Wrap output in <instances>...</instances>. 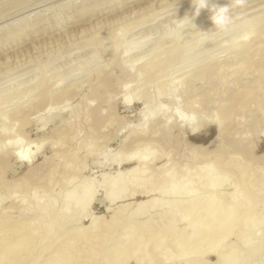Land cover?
<instances>
[{
  "label": "rangeland",
  "instance_id": "1",
  "mask_svg": "<svg viewBox=\"0 0 264 264\" xmlns=\"http://www.w3.org/2000/svg\"><path fill=\"white\" fill-rule=\"evenodd\" d=\"M0 1L8 2V0ZM24 1L26 0H17L6 7L10 8ZM223 5L227 6L226 23L223 26H217L212 23L210 18L213 17L214 13L217 11V6ZM6 7L0 10V12L7 9ZM263 7L264 0H242V2H240V0H32L21 7L19 6L14 10H10V12H7L9 15L7 13L4 14L5 16L1 15L0 220H2V222H8L9 224L11 221L13 225L15 222L17 223L19 217V221L24 224L25 231L37 237H34L30 241L28 240L24 246H21L22 249L19 250L18 248L19 251H15L16 258L14 259L6 254L0 255V264H68L69 259L75 261L76 263L74 262V264H143V262L144 264H186V259L172 258L173 261L171 258L169 259L165 256L162 258L163 254H159L161 251H159V253L156 251L155 253L157 254L153 253L154 255H151L153 257L151 259L149 258L148 262L139 261L141 257L143 258L142 252H140V255L139 252L136 251V248H134L136 246L134 242L136 241L138 231L142 228L141 226H146L148 220L152 222L148 221V228L158 226L159 223H153L159 222L157 214H160L159 217L161 218V213H165L167 210L166 206V208L162 210V207L160 208L158 205H155V207L148 209L149 212L146 209V214L144 213L145 210L139 212L140 208H144L147 205V200L156 198L159 201H157L158 204H160L161 199H163L161 196H158V194L153 192L150 193L153 189L152 183H146L147 185L145 184L142 187L135 185L128 187L126 193H124L121 198H107V191L110 189L108 183L111 177L115 176L117 172H124L132 169L135 166L134 163L137 161L136 157L144 153L142 152V147L143 144L146 143L149 145L148 151H146L148 152L146 161L149 171L142 176V179L147 180L150 174L159 175L158 172L161 173L163 170L169 169V167H173V169L178 172L184 164L187 165L188 168L192 166L189 170L191 174V171L195 173L194 169L196 166H203L204 164L207 166L200 171V175L195 178V180L205 183L209 178L217 179L220 182L214 189V192L227 196L234 191L232 185L235 186L236 182L240 180L238 174L239 167L244 166L247 171L249 169L248 173L246 171L247 176H249L250 173L253 174V176L259 173L260 176L262 175L261 177L256 176L257 178L254 176V178L256 179V186L259 187L260 185V188L264 191V183L263 185H261V183L258 184L261 182L260 180L262 178L264 180V88H262L264 87V67L263 69L255 68L253 61L249 62L248 60H244L242 57L240 58L241 55L233 62H229L236 54L235 51L241 47V42L242 47L240 49H253L257 45L259 36V34H256L257 32H254L245 40V37H243L245 34L243 33L247 31L248 27H243L244 30L241 27L242 29L239 28L240 30L238 29V31L236 27H238V23L240 24L246 19L263 14ZM22 8L23 10H20ZM199 8L202 10H199ZM263 16L264 15H261L260 17L264 19ZM194 23L199 25H195ZM177 24H179V26H177ZM190 24L191 26H189ZM139 25L141 27H139ZM180 26H182V28ZM176 30L178 32H176ZM175 37L179 38H176L177 41L184 38V41L182 40V42H180L183 43L184 46H181L184 48L182 49L181 47V52H179V47V51L176 49V52L179 53L175 54L173 50L172 52L174 54H171V47H169V44L172 42V46L176 45L177 42ZM256 37L257 41L255 40ZM112 38L114 39L112 40ZM243 38L245 42L242 41ZM197 42L199 46H197ZM135 43L140 47L136 48L137 50H132L133 52H127V50L132 47V44L136 45ZM232 43L235 45L233 46ZM193 44L195 45L194 47ZM113 45L117 47L115 48L114 46L113 48ZM246 45L249 47H245ZM166 47L169 48L170 54L166 52L169 55L168 58H164L167 54L163 52L164 64L162 63L160 68H155L157 71L154 69L155 71L151 72V74L155 72V74L152 75L153 77L145 74L142 76V80L139 79V77L135 82L133 79L137 73L139 75L140 71L136 72V70H140L138 64L141 63L140 60L142 56H144V58L148 56V58L147 60H142V62L145 63H141V66L150 62L153 55L155 56V58L153 56V60H155H152V62L156 63L158 60L156 56L157 53H159L158 50L160 48L167 49ZM111 48L114 50L117 49L114 51L115 53ZM109 50L113 52V54H109ZM152 50H157L158 52L154 54L155 51L153 52ZM182 50H185V52ZM149 51L153 54L152 56H149L151 55ZM161 51L162 50H160V52ZM161 54H158L161 59L160 61H162ZM231 54L234 55L231 56ZM138 59H140L139 62H137ZM212 59L213 61H210ZM239 59H242V61ZM216 61H219L218 63L220 65ZM235 61H238V64L235 63V65ZM241 63H244V65ZM211 64H214L212 65L213 67L210 66ZM206 65L209 66L207 67ZM253 67L257 70L252 71ZM236 68H239V70ZM249 68H251V70ZM159 69L160 71H158ZM214 69H217V71ZM198 70H202L203 73L201 71L199 73ZM209 71L211 72L212 78H210ZM261 71L263 72L261 73ZM250 72L256 73L253 74ZM208 73L209 75L206 76L205 79V75ZM260 73L263 77L259 76ZM107 74H110L112 77L114 76L113 74H115L116 77H111L112 79H108V76H106L107 80L111 82L115 79L112 82L113 87L116 85L114 88L111 86V82L104 78ZM192 74L201 77L198 78V76H196V78L194 76L195 78H192ZM202 74H204V76ZM131 76L133 77L131 78ZM189 76L194 80H190ZM258 76L259 78L262 77L263 81L259 79ZM202 77L204 80L201 79L202 83H199L198 79ZM43 79H45L44 81L47 80V83L44 82L47 85L45 86L44 84L45 87L43 86L40 88L42 92L40 89L38 90L37 87ZM99 79L102 80L101 84L103 87L104 85L107 87L110 85L113 88V90L111 88L112 92L104 94L99 92L101 97L96 95V92L92 90L93 88L91 87H94L98 81H100ZM103 80L107 83H102L104 82ZM179 80L182 81L180 82ZM205 80L212 81L206 83ZM260 81L263 83L262 86L259 85ZM36 82L37 84H35ZM57 82L59 84H57ZM119 83H121V85ZM125 83L128 85L125 86L126 90L123 86ZM203 83L204 85H202ZM255 83H258L257 85L261 88H258ZM190 84L197 92L200 87H202V89H200L198 93L192 92L193 89L189 88L191 87ZM33 85L36 87L35 90ZM99 85L100 82L95 87H100ZM182 85L183 87H181ZM193 85H195V87ZM196 87H198V89ZM255 88H257V90L260 89V91H257ZM164 89H170L171 92L168 93L169 95H167V97H159V92H163L162 90ZM36 90L38 92L41 91L43 94L41 92L37 94L38 92H36ZM240 90L243 91V93ZM54 91L55 93H53ZM127 91H133L132 93L135 95V98L128 106H125L122 101ZM248 91L255 93L256 98H253L254 94L248 99V95H246L245 98L244 93H248ZM61 92L63 93L61 94ZM122 92L124 94H122ZM59 94H61V96H59ZM63 94H65V96L68 94L66 97L68 99H66ZM145 94L146 96L143 98ZM236 94L240 96L239 100L236 98ZM35 95H37V97H34ZM41 95L44 100L39 102L42 97ZM52 95H54L55 102H57L55 100L56 98L61 99L62 97L63 99L58 100V102L60 101L62 104L60 105L59 103L58 105V102H53ZM176 95L179 97H176ZM107 96H109L110 99H108ZM241 96H244L246 100H240ZM45 97L48 98V102H45ZM148 97L149 99L151 98V102L149 103L150 113L153 114L157 107H161L158 115L153 119L151 118L152 120H149L146 122L147 124L143 125L144 123L138 112L141 111ZM193 100L197 102L193 103ZM240 101H243V103L241 106H237V103H240ZM261 101H263V103H261ZM51 102L53 105H57L56 108L53 105L50 106V104H52ZM190 102L193 103L194 106H191L192 104H190ZM212 102L215 103L212 104ZM46 103L47 106L45 107ZM228 105L229 107L227 108ZM95 109L99 111L100 113L98 112V114L102 116L100 115L98 118L99 115H96L97 111ZM48 112L52 113L49 115ZM194 113L197 115L199 114L200 116H198L204 120H208L214 113L217 114L215 116L213 115L211 119L208 120L209 122L204 125L201 132L191 135L185 131L184 127L178 126V119L179 117L181 118V115L190 118ZM170 114V121L165 123V118L169 117ZM95 115L97 117H95ZM184 116V119H188ZM192 119L190 118L188 119L189 121L185 122H190ZM97 122L100 125H98ZM173 124L177 127H174ZM230 126L233 128L231 129ZM4 127H6V129ZM7 127H9V130H7ZM95 127L97 130H95ZM2 128L4 130H2ZM1 131H10L5 134L10 139L22 138L23 145L30 143L25 152L33 155L31 163L27 164L25 162H20L14 158L13 146L9 145L7 143L8 141H4L6 136L3 135L4 133ZM4 136L5 138H3ZM139 137H143L144 139H141L145 142L143 140V142L140 141L141 139ZM147 138L152 139L147 140ZM229 140L232 141L230 142ZM83 142L84 145H81V147L80 144H83ZM231 143L233 146H231ZM37 144L39 149L38 152L35 153L38 147ZM140 144L141 146H139ZM244 145L247 147H243ZM234 147L236 150L232 149V151L235 150V152H232L229 148ZM196 148H198V150L199 148L202 149L201 151H203V153L200 151V155V152L195 150ZM1 150L4 151V153L1 152ZM135 151H137L136 154L138 153L133 157L135 162H132L134 161L133 159L130 160L131 162H125V164H120L119 166L115 163L118 157V159H122L123 156ZM150 151L153 152L150 154L152 156H149ZM190 151L195 153H192L194 158L195 155H199L204 159H200L202 163L195 164L197 159L192 158ZM246 151L248 153H246ZM222 156L228 158L226 159ZM245 156L247 158H245ZM220 159H222L223 162ZM184 160H186V162ZM249 160H252V165L247 164H251ZM174 163L179 164L180 168L178 169V165H175V167ZM243 163L245 165H243ZM209 164L216 165L218 169H214L213 166ZM246 164L249 167H247ZM155 167L158 170H156ZM232 168L235 170L233 171ZM212 169L214 172L211 176H208L207 174H209V172L211 173ZM253 169L259 170L253 172ZM152 170H156L157 172ZM236 172H238V177ZM193 173L191 174L192 178L194 177ZM153 184L155 186L156 183L153 182ZM89 185H91V190L87 195L86 193L84 195H78L82 190L86 191L87 189L85 188ZM194 187V189H199L197 185ZM192 196L193 195H190V198ZM190 198L188 199L191 200ZM86 199H88V203L87 206L84 207ZM204 199H207V196H205ZM159 209L162 211H159ZM21 217L23 219L26 218V220L21 219ZM34 217L38 219L35 220L34 223L30 222ZM113 219H115L117 223ZM257 220L255 227L251 230L253 234L252 238H254L253 241L255 240V243L259 244L253 243L254 245H249H251V249L253 246H258L257 251H260L259 253L257 252L258 254H255L256 252L253 253V251L256 250L254 248L255 250L253 249L252 256L249 253L251 252V249L248 247L249 245L244 248L242 247L243 244L240 245L237 243L238 239L235 241L234 238L239 234L238 230L234 238L230 236L225 240L221 246H225V249L219 248L222 249L219 253L223 255L227 254L230 248L233 247V250L237 249L240 253L238 257L240 264H247L243 262L248 261V264H264V219L262 217L259 218L258 221ZM90 224H94L91 229ZM104 226L108 227L104 229ZM179 226L182 227V225ZM148 230L146 231L148 232ZM125 232L128 234H124ZM99 234H102V236H99ZM123 234L127 235V238L124 237ZM13 235L15 234L10 235V241L12 243L14 242L12 238L16 237H13ZM109 236H112L111 238L114 240ZM97 237H99V240ZM101 237L107 238H105L106 240L104 239L103 242V238L100 239ZM133 237L135 238L133 239ZM108 238L109 240H107ZM125 238L126 240H124ZM132 242L133 246L131 245ZM97 245L98 247L94 249ZM171 246L170 244L168 246L170 252L175 251L172 253L177 254V250L174 249L175 246ZM86 247H88V249ZM152 247V245H148V248L152 249ZM98 249H102V251H97ZM91 250L94 252H91ZM132 251H134V253ZM245 251H248L249 254L247 252L245 253ZM88 252L94 255L92 254V256L91 253L89 254ZM96 252L99 255L96 254ZM136 252L140 256L138 254V256L134 255ZM125 253L127 254L125 255ZM87 254L90 256L88 255V257ZM165 258L170 262L165 260ZM145 259L147 258H144V260ZM201 260L202 262L204 261V264H214L216 255L206 254Z\"/></svg>",
  "mask_w": 264,
  "mask_h": 264
},
{
  "label": "bare ground",
  "instance_id": "2",
  "mask_svg": "<svg viewBox=\"0 0 264 264\" xmlns=\"http://www.w3.org/2000/svg\"><path fill=\"white\" fill-rule=\"evenodd\" d=\"M15 1H17V0H12V1H9L8 0V2H1L0 3V10H2V9H4L6 6H8V5H10V4H12V3H14ZM30 1H32V0H26V1H24V2H21L20 4H17V5H15V6H12V7H10V8H7V9H5V10H3V11H1L0 12V16L1 15H4V14H6L7 12H10V10H14L15 8H17V7H21L22 5H24V4H26V3H28V2H30ZM230 1V0H229ZM239 1V0H238ZM40 2V1H39ZM111 2V1H110ZM234 2V1H233ZM38 3V2H37ZM214 3V2H213ZM194 4V3H193ZM235 4V3H234ZM32 5V4H31ZM34 5H35V3H34ZM30 6V5H29ZM28 6V7H29ZM244 6V5H243ZM202 8V7H201ZM201 8H199V10H202ZM264 8V7H263ZM26 9V8H25ZM20 10H23V8L22 9H20ZM137 10V9H136ZM19 11V10H18ZM13 12V11H12ZM15 12V11H14ZM20 12V11H19ZM95 13V12H94ZM93 13V14H94ZM100 13V12H99ZM261 13V12H260ZM8 14V13H7ZM12 14V13H11ZM9 15V14H8ZM86 15V14H85ZM91 15V14H90ZM240 15V14H239ZM261 15H264V13L263 14H261ZM260 15V16H261ZM5 16V15H4ZM212 16V15H211ZM259 16V15H258ZM258 16H253V17H251V18H249V19H246L245 21H242L240 24L238 23V27H236V30L238 31V29L239 28H246V27H248L247 28V31L245 32V33H243V34H245L243 37H245V40H247L246 38H249V36L251 35V34H253L254 32H257L256 34H259V36H258V42H257V45L253 48V49H240L241 47H242V45H241V43H240V48H238V50H236L235 51V55H234V57L232 58V60L230 59L231 58V56H233L232 54H231V56H230V60L231 61H229V62H233L234 60H236L237 58H238V56L239 55H241L240 56V58L242 57L244 60H248L249 62L250 61H253L254 62V67L256 68L257 67V69H263V67H264V19L263 18H261L260 16L258 17ZM7 17V16H6ZM238 17V16H237ZM264 17V16H263ZM5 18V17H4ZM156 18V17H155ZM233 18V17H232ZM235 18V17H234ZM158 20V19H157ZM151 21V20H150ZM143 23H145V22H143ZM250 23V24H249ZM195 24V23H194ZM248 24V25H247ZM61 25V24H60ZM141 25V24H140ZM139 25V27H141ZM188 25V24H187ZM193 25V24H192ZM195 25H199V24H195ZM177 26H179V24H177ZM189 26H191V24L189 25ZM134 27V26H133ZM181 28H182V26H180ZM180 27H179V29H180ZM128 28V27H127ZM241 28V29H242ZM244 28H243V30H244ZM133 29V28H132ZM179 29H178V31H179ZM235 29V28H234ZM128 30V29H127ZM181 30V29H180ZM236 30H234V31H236ZM240 30V29H239ZM246 30V29H245ZM177 30H176V32H178ZM258 31H259V33H258ZM5 32V31H4ZM126 32H129V31H126ZM24 33V32H23ZM124 33V32H123ZM237 33V32H236ZM3 34V33H2ZM122 34V33H121ZM120 34V35H121ZM177 34V33H176ZM256 34H254V35H256ZM124 35H125V33H124ZM121 36H123V35H121ZM120 36V37H121ZM169 37V36H168ZM116 38V37H115ZM134 38V37H133ZM177 37H175V39H176ZM114 38H112V40H113ZM117 39V38H116ZM132 39V38H131ZM177 39H179V38H177ZM177 39H176V45H174V46H172L171 45V43L169 44V47H171V50H170V53L172 54L173 52H175V54L176 53H179V52H181V45H183V43H180V42H182V40L184 39H181V40H178L177 41ZM257 39V37L255 38V40ZM245 40H244V38H243V40L242 41H244L245 42ZM249 40V39H248ZM255 40H252V41H255ZM8 41V40H7ZM106 41V40H105ZM147 41V40H146ZM174 41V40H173ZM184 41V40H183ZM257 41V40H256ZM255 41V42H256ZM199 42V41H198ZM197 42V43H198ZM250 42V41H249ZM248 42V43H249ZM133 43V42H132ZM196 43V42H195ZM199 43H201V42H199ZM199 43H198V45L197 46H199ZM252 43V42H251ZM115 45H117L116 43H114ZM134 44V43H133ZM132 44V47H130L128 50H127V52L128 51H132V50H134V49H136V48H139L140 46H138L136 43V45H133ZM140 44V43H139ZM239 44V43H238ZM247 44V43H246ZM115 45H113L112 47L114 48V46ZM131 45V44H130ZM171 45V46H170ZM232 45H233V43H232ZM235 45V44H234ZM233 45V46H234ZM245 45V44H244ZM243 45V46H244ZM252 45V44H251ZM253 45H254V42H253ZM252 45V46H253ZM184 46V45H183ZM192 46V45H191ZM195 45L193 44V47H194ZM117 46H115V48H116ZM180 47V51H179V48ZM190 47V46H189ZM239 47V46H238ZM245 47H247V45L245 46ZM249 47V46H248ZM247 47V48H248ZM167 49H162V48H160L158 51H159V53L161 54L160 56H162L164 53L163 52H168L169 53V48L168 47H166ZM184 47H182V49H183ZM237 48V47H236ZM252 48V47H251ZM112 49V48H111ZM176 49H178L177 51H179V52H176ZM113 50V52L114 51H116L117 49H112ZM125 50V51H126ZM137 50V49H136ZM157 50H152L153 52H154V54L156 53V52H158ZM160 50H162L161 52H160ZM163 50H165V51H163ZM167 50V51H166ZM174 50V51H173ZM226 50V49H225ZM71 51V50H70ZM173 51V52H172ZM182 51H184L185 52V50H182ZM227 51V50H226ZM108 52V51H107ZM111 51L109 50V54H113V52H111ZM127 52H125V53H127ZM133 52V51H132ZM150 53H151V51H149ZM259 52V53H258ZM70 53V52H69ZM115 53V52H114ZM150 53H148V54H150ZM159 53H157V58H158V60H157V62L156 63H153L152 62V60H153V54L151 53V55H149V56H152V60L150 61V62H147L146 64H144L143 66H141L143 63H145V62H142V60L144 61V59L145 60H147V58H148V56H146V58H144V56H142V59H141V56H140V59H138V61L137 62H139V60H140V62L142 63H139L138 65H139V67H140V70L139 69H135L136 70V72L137 71H140L139 72V75H138V73H137V75H133L134 76V79L133 80H135V82H136V80L139 78V79H141L142 78V76L143 75H145V74H148L149 76H152V75H154L155 74V72L153 73V74H151V72L152 71H155L157 68H160L161 67V64L164 62L163 61V59L164 58H168V55L170 54H168V53H166L167 55H165L164 56V58H163V56H162V61H160L161 59L159 58ZM252 53V54H251ZM95 54V53H94ZM147 54V55H148ZM174 54V53H173ZM95 56V55H94ZM107 56V55H106ZM171 56V55H170ZM169 56V57H170ZM174 56V55H173ZM177 56V55H176ZM116 58H117V56H116ZM138 58V57H137ZM154 58H155V56H154ZM170 59V58H169ZM133 60V59H132ZM155 60V59H154ZM153 60V61H154ZM167 60V59H166ZM239 60H241L242 61V59H239ZM84 61V60H83ZM210 61H213V59L212 60H210ZM226 61H228V60H226ZM117 62V61H116ZM128 62H129V60H128ZM131 62V61H130ZM136 62V61H135ZM136 62V63H137ZM217 63L219 62V61H216ZM224 62V61H223ZM222 62V63H223ZM244 62V61H243ZM248 62V63H249ZM135 63V64H136ZM225 63V62H224ZM228 63V62H227ZM235 63H237L238 64V61H235L234 62V64ZM247 63V64H248ZM22 64V63H21ZM130 64V63H129ZM134 64V63H133ZM132 64V65H133ZM141 64V65H140ZM164 64V63H163ZM168 64V63H167ZM215 64V63H214ZM214 64H211L210 66H212V65H214ZM219 64V63H218ZM218 64H217V67H218ZM228 64H230V63H228ZM242 64V63H241ZM240 64V65H241ZM245 64H246V62H245ZM251 64V63H250ZM84 65V64H83ZM126 65V64H125ZM220 65V64H219ZM225 65V64H224ZM223 65V66H224ZM231 65V64H230ZM236 65V64H235ZM234 65V66H235ZM242 65H244V63L242 64ZM29 66V65H28ZM44 66V65H43ZM91 66V65H90ZM130 66V65H129ZM137 66V65H136ZM207 66V65H206ZM209 66V65H208ZM207 66V67H208ZM216 66V65H215ZM226 66V65H225ZM250 66V65H249ZM205 67V66H204ZM213 67V66H212ZM222 67V66H221ZM227 67V66H226ZM238 67V66H237ZM251 67H252V64H251ZM253 67V69H252V71L253 70H257V69H255ZM24 68V67H23ZM87 68V67H86ZM137 68H138V66H137ZM156 68V69H155ZM211 68V67H210ZM215 68V67H214ZM223 68H225V67H223ZM223 68H220V69H223ZM233 68H235V67H233ZM244 68V67H243ZM242 68V69H243ZM247 68V67H246ZM155 69V70H154ZM166 69V68H165ZM204 69V68H203ZM228 69H230V68H228ZM228 69H226V70H228ZM236 69H238L239 70V68H236ZM242 69H240V70H242ZM250 70H251V68H249ZM115 70V69H114ZM129 70V69H128ZM132 70V69H131ZM167 70V69H166ZM207 70H209V69H207ZM207 70H205V71H207ZM215 70V69H214ZM231 70V69H230ZM249 70V71H250ZM71 71V70H70ZM133 71V70H132ZM157 71V70H156ZM158 71H160V69L158 70ZM199 71V73H200V71L202 72V70H198ZM215 71H217V69L215 70ZM223 71V70H222ZM222 71H221V73H222ZM225 71V70H224ZM259 71V70H258ZM111 72V71H110ZM115 72V71H114ZM125 72V71H124ZM150 72V73H149ZM210 72V71H209ZM257 72V71H256ZM256 72H250V73H253V74H255ZM263 71H261V73H262ZM131 73V72H130ZM157 73V72H156ZM160 73V72H159ZM164 73H166V72H164ZM198 73V72H197ZM198 73V74H199ZM203 73V72H202ZM215 73V72H214ZM217 73V72H216ZM219 73V72H218ZM221 73H220V75H221ZM260 73V75L259 76H262V74ZM264 73V72H263ZM70 74V73H69ZM106 74V73H105ZM241 74V73H240ZM258 74V73H257ZM49 75V74H48ZM99 75V74H98ZM97 75V76H98ZM103 75V74H102ZM114 76H115V74H113ZM117 75H119V74H117ZM128 75H132V74H128ZM127 75V76H128ZM158 75V74H157ZM189 75V74H188ZM187 75V76H188ZM199 75H201V74H199ZM203 76H204V74H202ZM209 75V73L207 74V75H205V79H206V76H208ZM219 75V76H220ZM45 76V75H44ZM46 76H47V74H46ZM106 76H108V79H112L113 77L110 75V74H107V75H105V77L104 78H106ZM120 76V75H119ZM133 76H131V78L133 77ZM148 76V77H149ZM163 76V75H162ZM186 76V77H187ZM195 75L194 74H192V78L194 77ZM196 76H198V75H196ZM195 76V77H196ZM210 76H211V72H210ZM235 76V75H234ZM251 76V75H250ZM249 76V77H250ZM259 76H258V78H259ZM112 77V78H111ZM116 77V76H115ZM120 77H122V76H120ZM153 77V76H152ZM190 76H189V79L191 80L192 78H191ZM194 77V78H195ZM199 77H201V76H198V78ZM214 77H216V76H214ZM218 77V76H217ZM248 77V76H247ZM252 77V76H251ZM250 77V78H251ZM253 77H255V76H253ZM263 77V76H262ZM262 77L261 78H259V79H262ZM36 78V77H35ZM44 78V77H43ZM57 78V77H56ZM98 78H100V77H98ZM118 78V77H117ZM125 78H127V77H125ZM124 78V79H125ZM128 78H130V77H128ZM136 78V79H135ZM156 78V77H155ZM182 78H184V77H182ZM197 78V77H196ZM210 78H212V76L210 77ZM223 78H225V77H223ZM223 78H221V79H223ZM243 78V77H242ZM40 79H42V78H40ZM55 79V78H54ZM97 79V78H96ZM95 79V80H96ZM101 79H103V78H101ZM122 79V78H121ZM143 79H145V78H143ZM201 79H203V77L202 78H200V79H198V82L199 83H202L201 82ZM248 79V78H247ZM254 79V78H253ZM264 79V78H263ZM263 79H262V81H263ZM35 80V79H34ZM45 79H43L41 82H40V84H38V87H37V89L39 90L41 87H43L44 86V84H45V86L47 85L46 83H47V80L46 81H44ZM48 80H50V79H48ZM100 80V79H99ZM106 80H107V78H106ZM113 80H115V79H113ZM113 80H112V82H113ZM130 80V79H129ZM142 80V79H141ZM140 80V81H141ZM189 80V81H190ZM192 80H194V79H192ZM197 80V79H196ZM195 80V81H196ZM200 80V81H199ZM204 80V79H203ZM202 80V81H203ZM214 80V79H213ZM229 80H230V78H229ZM241 80V79H240ZM251 80V79H250ZM101 81L102 80H100V81H98V83L100 82V87H95L96 85H98V83L94 86V85H92V86H94V87H91V88H93L92 90H94L95 92H96V95H98L99 97H101V95L99 94V92H101V93H109V92H112L111 91V88L113 87L112 85V82L110 81V80H107V81H109V82H111V86L109 85L108 87L106 86V85H104V87L102 86V84H101ZM104 82H102V83H105V80H103ZM122 81V80H121ZM120 81V82H121ZM124 81V80H123ZM177 81V80H176ZM180 82L182 81V80H179ZM209 81H212V80H209ZM209 81H206L205 80V82L207 83V82H209ZM233 81V80H232ZM255 81H256V78H255ZM254 81V82H255ZM257 81H258V83H259V80L257 79ZM262 81H260V84L259 85H261L262 86V84L264 83H262ZM39 82V81H38ZM44 82H46V83H44ZM59 82H61V81H59ZM132 82V81H131ZM134 82V81H133ZM134 82V83H135ZM191 82H194V81H191ZM220 82V81H219ZM239 82V81H238ZM244 82V81H243ZM248 82V81H247ZM107 83V82H106ZM105 83V84H106ZM118 83V82H117ZM137 83H138V81H137ZM162 83V82H161ZM171 83V82H170ZM185 83V82H184ZM183 83V84H184ZM196 83H197V81H196ZM240 83H241V81H240ZM257 83V84H258ZM35 84H37V82L35 83ZM57 84H59L58 82H57ZM116 84V83H115ZM120 85H121V83H119ZM119 84H117V85H119ZM123 84V83H122ZM188 84V83H187ZM195 84V83H194ZM210 84V83H209ZM208 84V85H209ZM227 84V83H226ZM246 84V83H245ZM256 84V83H255ZM256 84V85H257ZM71 85V84H70ZM119 85V86H120ZM139 85V84H138ZM202 85H204V83L202 84ZM201 85V86H202ZM214 85V84H213ZM231 85V84H230ZM235 85V84H234ZM264 85V84H263ZM34 86V85H33ZM32 86V87H33ZM37 86V85H36ZM44 86V87H45ZM102 86V87H101ZM106 86V87H105ZM116 85H114V87H115ZM124 86V89H125V86H128V85H126V83L123 85ZM122 86V87H123ZM146 86H148V85H146ZM190 86H191V84H190ZM194 87H195V85H193ZM250 86V85H249ZM252 86V85H251ZM258 86V85H257ZM257 86H255V87H257ZM35 87V86H34ZM58 87V86H57ZM113 87V88H114ZM121 87V86H120ZM120 87H118V88H120ZM157 87V86H156ZM181 87H183V85L181 86ZM200 87V86H199ZM205 87V86H204ZM215 87V86H214ZM243 87H244V85H243ZM55 88V87H54ZM59 88V87H58ZM68 88H69V86H68ZM89 88V87H88ZM113 88H112V90H113ZM143 88V87H142ZM148 88V87H147ZM150 88V87H149ZM179 88V87H178ZM189 88H192L191 90H192V92H197V90L195 91L194 90V88L191 86V87H189ZM197 89H198V87H196ZM234 88V87H233ZM258 88H261V87H259L258 86ZM262 88H264V87H262ZM36 89V87L34 88V90ZM117 89V88H116ZM200 89H202V87H200ZM200 89H199V91H200ZM216 89V88H215ZM214 89V90H215ZM224 89V88H223ZM232 89V88H231ZM254 89V88H253ZM256 90H257V88H255ZM41 90V89H40ZM56 90V89H55ZM70 90H71V88H70ZM120 90H122L121 88H120ZM126 90V89H125ZM136 90V89H135ZM172 90V89H171ZM180 90V89H179ZM204 90V89H203ZM208 90V89H207ZM42 91V90H41ZM41 91H39V92H41ZM45 91V90H44ZM51 91V90H50ZM68 91V90H67ZM75 91H77V90H75ZM74 91V92H75ZM134 91V90H133ZM132 91V92H133ZM156 91V90H155ZM163 92H159L160 94H158V95H160L159 97H161V96H163L162 98H164V96H166L167 97V95H169L168 93L169 92H171L170 91V89H164V90H162ZM173 91V90H172ZM198 91V92H199ZM227 91H228V89H227ZM241 91V90H240ZM252 91V90H251ZM257 91H260V89L259 90H257ZM30 92V91H29ZM33 92V91H32ZM36 92H38L37 90H36ZM39 92L37 93V94H39ZM43 92V91H42ZM41 92V93H42ZM48 92V91H47ZM64 92V91H63ZM63 92H61V94L63 93ZM65 92H66V90H65ZM93 92V91H92ZM91 92V93H92ZM131 91L130 92H125V94L122 92V94H124V96H123V105H125V106H128L130 103H131V101L135 98V95L132 93ZM146 92V91H145ZM144 92V93H145ZM179 92V91H178ZM189 92V91H188ZM191 92V91H190ZM197 92V93H198ZM202 92V91H201ZM206 92V91H205ZM242 93H243V91H241ZM28 93V92H27ZM51 93V92H50ZM53 93H55V91L53 92ZM58 93V92H57ZM56 93V94H57ZM68 93V92H67ZM98 93V94H97ZM115 93V92H114ZM203 93H204V91H203ZM220 93V92H219ZM238 93V92H237ZM242 93H241V95H242ZM256 93H258V92H256ZM33 94H34V92H33ZM33 94H32V96H33ZM36 94V93H35ZM43 94V93H42ZM44 94H46V93H44ZM61 94H59V96H61ZM71 94V93H70ZM69 94V95H70ZM75 94V93H74ZM103 94H102V96H103ZM112 94V93H111ZM135 94H137V93H135ZM176 94V93H175ZM193 94H196V93H193ZM215 94V93H214ZM233 94V93H232ZM245 95V98H246V95H248L247 96V99L249 98V97H251L253 94L255 95V93H253V92H249L248 91V93H244ZM28 95V94H27ZM26 95V96H27ZM47 95V94H46ZM50 95V94H49ZM64 96H65V94H63ZM62 95V96H63ZM107 95H109V94H107ZM114 95V94H113ZM150 95V94H149ZM173 95V94H172ZM206 95V94H205ZM223 95V94H222ZM239 95V94H238ZM253 95V98L255 97L256 98V95L254 96ZM31 96V95H30ZM42 96V95H41ZM40 96V97H41ZM53 96V102H55L54 101V95H52ZM52 96H51V98H52ZM58 96V97H59ZM67 96H68V94H67ZM67 96H65V98L67 97ZM75 96H76V94H75ZM106 96V95H105ZM104 96V97H105ZM110 96V95H109ZM109 96H107L108 97V99H110L109 98ZM137 96V95H136ZM139 96V95H138ZM144 96H146V94L145 95H143V98H144ZM173 96H175V95H173ZM178 95H176V97H177ZM236 96V98L239 100V97L240 96H237V94L235 95ZM244 96H241V98H240V100L242 99V100H246L245 98H244ZM34 97H37V95H35ZM46 97H48V96H46ZM45 97V98H46ZM94 97V96H93ZM170 97H172V96H170ZM179 97V96H178ZM196 97V96H195ZM214 97V96H213ZM226 97V96H225ZM264 97V96H263ZM9 98V97H8ZM56 98V97H55ZM72 98V97H71ZM103 98V97H102ZM137 98V97H136ZM197 98V97H196ZM217 98V97H216ZM221 98V97H220ZM38 99V98H37ZM47 99V100H46ZM45 99V102H48V98H46ZM60 99V98H59ZM59 99H55L57 102H58V100ZM61 99H63L62 97H61ZM60 99V100H61ZM66 99H68V98H66ZM65 99V100H66ZM93 99V98H92ZM138 99V98H137ZM146 99V98H145ZM144 99V100H145ZM204 99V98H203ZM214 99V98H213ZM236 99V100H237ZM7 100V99H6ZM9 100V99H8ZM44 100V98H43V96L41 97V100H39V102L41 101H43ZM96 100H98V99H96ZM95 100V101H96ZM100 100H101V98H100ZM197 100H199V99H197ZM202 100V99H201ZM223 100V99H222ZM237 100V101H238ZM93 101V100H92ZM99 101V100H98ZM175 101V100H174ZM224 101V100H223ZM57 102H55V103H57ZM63 102H65V101H63ZM88 102V101H87ZM151 102V98L149 99V97L145 100V102H144V105H143V108L141 109V111L140 112H138V114L140 113V115L139 116H141V118H142V122L144 123L143 125H145V124H147L146 122H148L149 120H152L154 117H156L157 115H158V113H159V111H160V107H157V109L155 110V112L152 114V113H150L149 112V103ZM159 102V101H158ZM178 102V101H177ZM192 102V101H191ZM190 102V104H192L191 106H194V104L193 103H196L197 101L195 100H193V103H191ZM206 102V101H205ZM221 102V101H220ZM236 102V101H235ZM245 102V101H244ZM252 102V101H251ZM254 102V101H253ZM52 103V102H51ZM59 103H60V105L62 104L60 101L57 103L58 105H59ZM210 103V102H209ZM215 103V102H214ZM213 102H212V104H214ZM243 103V101L241 102L240 101V103H237L238 105L237 106H241V104ZM261 103H263V101H261ZM28 104V103H27ZM181 104V103H180ZM206 104V103H205ZM219 104V103H218ZM240 104V105H239ZM49 105V104H48ZM53 105V103L52 104H50V106H52ZM179 105V104H178ZM47 106V103H46V105H45V107ZM53 106H55V108H56V106L57 105H53ZM65 106V105H64ZM86 106V105H85ZM91 106H93V105H91ZM198 106V105H197ZM95 107V106H94ZM100 107V106H99ZM101 107H103V106H101ZM170 107H171V105H170ZM173 107V106H172ZM178 107V106H177ZM183 107V106H182ZM229 107V105L227 106V108ZM248 107V106H247ZM198 108V107H197ZM226 108V109H227ZM48 109H49V106H48ZM63 109V108H62ZM97 109V108H96ZM95 109V110H96ZM101 109H103V108H101ZM176 109V108H175ZM212 109V108H211ZM46 110V109H45ZM44 110V111H45ZM68 110V109H67ZM244 110V109H243ZM53 111V110H52ZM97 111V110H96ZM95 111V112H96ZM101 111V110H100ZM170 111V110H169ZM207 111V110H206ZM224 111V110H223ZM71 112V111H70ZM98 112L99 111H97V116L99 115L98 114ZM175 112V111H174ZM228 112V111H227ZM52 113V112H51ZM50 112H48V114L50 115L51 114ZM100 113V112H99ZM210 113H212V112H210ZM20 114H21V112H20ZM48 114H47V116H48ZM92 114V113H91ZM185 114V113H184ZM217 113H214L213 115L215 116ZM259 114V113H258ZM55 115V114H54ZM71 115V114H70ZM72 115H74V114H72ZM80 115V114H79ZM95 115V117H97ZM101 115V114H100ZM100 115L98 116V118L100 117ZM115 115V114H114ZM191 115V114H190ZM193 115V116H192ZM191 116H190V118L192 119L190 122H185V121H189L188 119H190L189 117H185L184 115H181V118L179 117V119H178V121H179V125L178 126H180V127H184V129H185V131H187V133L188 134H191V135H194V134H198L199 132H201L202 131V128L204 127V125L206 124V123H208L209 121L208 120H210L211 119V117L213 116H211L208 120H204V119H201L196 113H194V114H192ZM233 115V114H232ZM256 115H257V113H256ZM102 116V115H101ZM117 116V115H116ZM183 116L185 117V118H188V119H184L183 118ZM82 117V116H81ZM80 117V118H81ZM91 117V116H90ZM94 117V118H95ZM112 117V116H111ZM174 117V116H173ZM245 117V116H244ZM263 117V116H262ZM117 118V117H116ZM141 118H139V119H141ZM152 118V119H151ZM206 118V117H205ZM91 119V118H90ZM121 119V118H120ZM166 120H165V123H168L169 121H170V119H171V114H170V116L169 117H167V118H165ZM184 119V120H183ZM248 119V118H247ZM263 119V118H262ZM3 120V119H2ZM7 120V119H6ZM46 120V119H45ZM76 120V119H75ZM81 120V119H80ZM118 120V119H117ZM157 120V119H156ZM173 120V119H172ZM171 120V121H172ZM255 120H256V118H255ZM47 121V120H46ZM65 121V120H64ZM70 121H73V120H70ZM115 121V120H114ZM141 121V120H140ZM251 121V120H250ZM257 121V120H256ZM255 121V122H256ZM48 122V121H47ZM121 122V121H120ZM173 122V121H172ZM252 122V121H251ZM261 122V121H260ZM16 123H17V121H16ZM46 123V122H45ZM81 123V122H80ZM83 123V122H82ZM98 123V122H97ZM102 123V122H101ZM115 123V122H114ZM140 123V122H139ZM138 123V124H139ZM171 123V122H170ZM174 123V122H173ZM40 125V124H39ZM71 125V124H70ZM75 125V124H74ZM82 125V124H81ZM98 125H100L99 123H98ZM115 125V124H114ZM142 125V126H143ZM256 125V124H255ZM15 126V125H14ZM92 126V125H91ZM96 126V125H95ZM168 126V125H167ZM173 126H174V124H173ZM176 126V125H175ZM174 126V127H175ZM233 126V125H232ZM236 126V125H235ZM238 126V125H237ZM260 126H262V125H260ZM138 127V126H137ZM158 127V126H157ZM177 127V126H176ZM258 127V126H257ZM5 129H6V127H4ZM9 127H7V130H9L8 129ZM12 128V127H11ZM89 128V127H88ZM96 128V127H95ZM169 128V127H168ZM230 128H231V126H230ZM233 128V127H232ZM231 128V129H232ZM244 128V127H243ZM253 128H254V125H253ZM17 129V128H16ZM167 129V128H166ZM230 129V130H231ZM248 129V128H247ZM2 130H4L3 128H2ZM10 130H12V129H10ZM59 130V129H58ZM63 130V129H62ZM95 130H97V128L95 129ZM234 130V129H233ZM250 130V129H249ZM248 130V131H249ZM261 130V129H260ZM79 131V130H78ZM94 131V130H93ZM105 131V130H104ZM149 131V130H148ZM174 131V130H173ZM172 131V132H173ZM232 131V130H231ZM230 131V132H231ZM2 132V131H1ZM10 132V131H9ZM8 131L6 132V131H4V132H2V133H4L3 135H5V134H7V133H9ZM76 132H77V130H76ZM80 132V131H79ZM88 132V131H87ZM86 132V133H87ZM97 132V131H96ZM178 132V131H177ZM253 132V131H252ZM1 133V134H2ZM85 133V134H86ZM147 133V132H146ZM146 133H145V135H146ZM162 133V132H161ZM170 133V132H169ZM260 133V132H259ZM72 134V133H71ZM89 134V133H88ZM96 134V133H95ZM98 134V133H97ZM140 134V133H139ZM154 134V133H153ZM180 134V133H179ZM247 134V133H246ZM256 134V133H255ZM6 136V135H5ZM5 136L3 137V138H5ZM69 136V135H68ZM140 136V135H139ZM143 136H144V134H143ZM173 136V135H172ZM228 136V135H227ZM260 136V135H259ZM18 137V136H17ZM20 137V136H19ZM70 137V136H69ZM90 137V136H89ZM145 137V136H144ZM148 137H149V134H148ZM152 137V136H151ZM232 137V136H231ZM245 137V136H244ZM98 138V137H97ZM140 138V137H139ZM141 138H143V137H141ZM140 138V139H141ZM177 138V137H176ZM235 138H236V136H235ZM239 138V137H238ZM254 138V137H253ZM80 139V138H79ZM92 139V138H91ZM144 139V138H143ZM143 139H141L140 141H142ZM149 139H152V138H147V140H149ZM163 139V138H162ZM227 139V138H226ZM89 140V139H88ZM146 140V139H145ZM154 140V139H153ZM169 140V139H168ZM225 140V139H224ZM253 140V139H252ZM4 141L5 142H7L9 145H11V146H13V156H14V158L16 159V160H19L20 162H25V163H31V161H32V159H33V155L30 153H26L25 151H26V149L28 148V145L30 144V143H28V144H25V145H23V143H22V138L20 139V138H16V139H10L9 137H7L6 136V138L4 139ZM3 141V142H4ZM24 141V140H23ZM60 141V140H59ZM99 141H101V140H99ZM144 141V140H143ZM142 141V142H143ZM160 141V140H159ZM174 141V140H173ZM221 141V140H220ZM230 141V140H229ZM232 141V140H231ZM230 141V142H231ZM130 142V141H129ZM145 142V141H144ZM146 142H148V141H146ZM229 142V143H230ZM234 142V141H233ZM248 142V141H247ZM81 143H82V141H81ZM87 143H88V141H87ZM131 143V142H130ZM164 143V142H163ZM179 143V142H178ZM223 143V142H222ZM235 143V142H234ZM3 144V143H2ZM80 144V143H79ZM132 144V143H131ZM81 145H84V142H83V144H80V146ZM151 145V144H150ZM210 145V144H209ZM239 145V144H238ZM37 146H38V144H37ZM139 146H141V144L139 145ZM148 144L146 143V144H143V147H142V152H144V153H142V154H139L137 157H136V159H137V161L135 162V159L133 158L134 156H136L137 154H136V152L137 151H135V152H132V153H129V154H127V155H125V156H123V158L122 159H116L115 160V163L119 166L120 164H125V162L126 163H128L130 160H133L134 159V161H132V162H135L134 164H135V166L132 168V169H130V170H127V171H124V172H117V174L115 175V176H113V177H111V179L109 180V183H108V186H109V190L107 191V198L108 199H113V198H121L123 195H124V193H126V190H127V188L128 187H131V186H133V185H135V186H138V187H142V186H144L146 183H152V190L150 191V193L151 192H153V193H155V194H158V196H161L163 199H161V201H160V204H158V199H154V198H152V199H149V200H147V205L144 207V208H140V211L139 212H143L144 210V213L145 212H147V210L149 209V208H153V207H155V205H158L160 208L162 207V210H163V208H166L165 210V213H164V215H163V213H161L162 215H161V218L159 217L160 216V214H157V216L159 217H157V219L159 220V222L156 220V217H155V220L157 221V222H153V223H159L158 224V226H154L153 228L152 227H150V228H148L147 226V224H148V221L149 222H151V220H148L147 222H146V226H141V223H140V226L142 227V228H140V230L138 231V234H137V236H136V241L134 242L135 244H136V246L134 247V248H136V251H138L139 252V254L141 255V253L140 252H142V256H143V258L141 257L140 258V260L139 261H149V258L151 259L153 256H151L153 253L154 254H157V253H155L156 251H158V253H159V251H161V253H159V254H163L162 255V258L165 256L166 258L168 257L169 259L171 258V260H173L172 258H176V259H186L187 260V262H186V264H204L203 262H202V257L204 256V255H206V254H213V255H216V260H215V262H214V264H240V262L238 261V257H239V255H240V253H239V251H237V249L236 250H233V247H231L230 248V250H229V247H228V253L227 254H220L219 253V251L220 250H222V249H219V248H223V250L225 249V246L224 247H221L222 245H223V243L225 242V240L228 238V237H233L234 238V236L237 234V230H238V233L239 234H237L236 235V237L234 238L235 239V241H237L236 239H238V241H237V243L238 244H240V245H242V247H244V248H246L245 246H248L249 244H253V243H255L256 241L254 240L253 241V239L254 238H252V236H253V234H252V230L251 229H253L254 227H255V223H257L256 222V220L258 219L259 220V218H262L263 217V219H264V191L262 190V188H260L261 186L259 185V187H257L256 186V179L254 178V176H253V174H249V176H247L246 175V167H244V166H241V167H239V173L238 172H236V175H237V173L239 174V178H240V180H239V182H236V185L234 186V185H232L233 187H234V191L232 192V193H229L227 196H223V195H221V194H219V193H217V192H214V189L217 187V185L219 184V180H217V179H212V178H209L208 180H206V182L205 183H202V182H199V181H197V180H195V178H197L199 175H200V171H202L203 169H204V167H206L204 164H203V166H196V168L194 169L195 170V173H193L192 171H191V174L193 173L194 174V177L192 178V176H191V174L189 173V170H190V168L192 167H190V168H188V166L187 165H185L184 164V166L182 167V168H180L179 167V164H176V163H174V166L175 165H178V169L180 168V170L177 172V171H175V169H173V167L172 168H170L169 167V169H165V170H163V172H161V173H159L158 172V174L159 175H156V174H150V173H148V174H150V176H149V178L147 179V180H145V179H142V176H144V174L147 172V171H149V169H148V163H147V161H146V159H147V155H148V152H146V151H148ZM231 146H233L232 145V143H231ZM235 146V145H234ZM241 146V145H240ZM8 147V146H7ZM36 147V146H35ZM82 147V146H81ZM85 147V146H84ZM88 147V146H87ZM228 147H229V144H228ZM243 147H247V146H243ZM150 148V147H149ZM38 149H39V146L36 148V151H35V153H37L38 152ZM178 149V148H177ZM221 149V148H220ZM231 151H232V149H235V147L234 148H229ZM3 150V149H2ZM1 150V152H3L4 153V151H2ZM197 152H200L202 149H200L199 148V150H198V148H196L195 149ZM236 150V149H235ZM235 150H233L234 152H235ZM252 150V149H251ZM73 151V150H72ZM140 151V150H139ZM188 151V150H187ZM232 151V152H233ZM71 152V151H70ZM191 152V156L193 155V154H195V153H193V151H190ZM202 153H203V151H201ZM201 152L199 153L200 155H201ZM217 152V151H216ZM219 152V151H218ZM232 152H231V154H232ZM237 152H238V150H237ZM236 152V153H237ZM244 152V151H243ZM63 153H64V151H63ZM69 153V152H68ZM90 153V152H89ZM151 153H153V152H149V156H152V155H150ZM193 153V154H192ZM221 153V152H220ZM230 153V152H229ZM235 153V154H236ZM246 153H248L247 151H246ZM245 153V154H246ZM6 154H7V152H6ZM5 154V155H6ZM217 154V153H216ZM226 154V153H225ZM2 155V154H1ZM4 155V154H3ZM70 155V154H69ZM120 155V154H119ZM189 155V154H188ZM243 155V154H242ZM118 156V155H117ZM182 156H183V154H182ZM211 156V155H210ZM230 156V155H229ZM247 156V155H246ZM245 156V158H247ZM1 157V156H0ZM2 157H4V156H2ZM180 157V156H179ZM223 157V156H222ZM221 157V158H222ZM236 157V156H235ZM240 157V156H239ZM68 158V157H67ZM115 158V157H114ZM121 158V157H120ZM192 158H194V156H192ZM195 158L197 159L196 160V163L195 164H197V163H202V162H200V159H202L199 155H195ZM194 158V159H195ZM223 158H226L225 156L223 157ZM228 158V157H227ZM226 158V159H227ZM231 158V157H230ZM233 158V157H232ZM242 158V157H241ZM240 158V159H241ZM249 158V157H248ZM61 159V158H60ZM112 159V158H111ZM181 159V158H180ZM179 159V160H180ZM240 159H238V160H240ZM243 159H244V156H243ZM202 160H204V159H202ZM221 161H222V159H220ZM254 160V159H253ZM256 160V159H255ZM0 161H1V159H0ZM63 161V160H62ZM185 162H186V160H184ZM188 161V160H187ZM230 161V160H229ZM228 161V162H229ZM249 161H251V164H249V163H247L248 165H252V160H249ZM60 162H61V160H60ZM114 162V161H113ZM131 162V161H130ZM177 162V161H176ZM190 162V161H189ZM193 162H195V161H193ZM192 162V163H193ZM223 162V161H222ZM64 163V162H63ZM171 163H173V162H171ZM171 163H170V165H171ZM179 163V162H178ZM180 163H181V161H180ZM230 163V162H229ZM241 163H242V161H241ZM259 163V162H258ZM167 164V163H166ZM194 164V163H193ZM194 164V165H195ZM214 164V163H213ZM213 164H209L210 166H213V168L214 169H218L217 168V166L216 165H213ZM223 164H225V163H223ZM226 164H228V163H226ZM232 164H233V161H232ZM247 164H246V166H247ZM253 164L255 165V163L253 162ZM7 165V164H6ZM235 165H236V163H235ZM239 165V164H238ZM242 165V164H241ZM243 165H245L244 163H243ZM67 166V165H66ZM173 166V165H172ZM190 166V165H189ZM260 166V165H259ZM7 167V166H6ZM5 167V168H6ZM150 167V166H149ZM176 167V166H175ZM233 167V166H232ZM247 167H249V166H247ZM263 167V166H262ZM66 168V167H65ZM153 168V167H152ZM238 168V167H237ZM259 168V167H258ZM155 169L156 170H158L156 167H155ZM177 169V170H178ZM250 169H251V167H250ZM255 169V168H254ZM253 169V172L254 171H258V170H254ZM257 169V168H256ZM156 170H152V171H156ZM193 170V171H194ZM232 170H233V168H232ZM235 170V169H234ZM233 170V171H234ZM252 170V169H251ZM264 170V169H263ZM248 171H249V169H248ZM248 171H247V173H248ZM151 172V171H150ZM157 172V171H156ZM214 172V170L212 169V171H211V173L209 172V174H207L208 176H211L212 175V173ZM260 172H261V170H260ZM263 172V171H262ZM259 173V172H258ZM52 174V173H51ZM147 174V173H146ZM235 174V173H234ZM255 174V173H254ZM260 174V173H259ZM256 175V176H258V177H261L260 175ZM156 175V176H155ZM255 176V177H256ZM155 177H156V179H155ZM237 177H238V175H237ZM263 177H264V175H263ZM225 178V177H224ZM257 178V177H256ZM29 179V178H28ZM238 179V178H237ZM260 179V178H259ZM235 180H236V178H235ZM258 180V179H257ZM31 181V180H30ZM237 181V180H236ZM261 182H259L258 184H260L261 183V185H263V183H264V180H263V178L260 180ZM153 182L154 183H156L155 184V186H154V184H153ZM32 183V182H31ZM147 185V184H146ZM198 186L199 187V189H194L195 187L194 186ZM37 186V185H36ZM85 189H87L86 191L85 190H82L78 195H84L85 193H86V195L89 193V191L91 190V185H89L88 187H86ZM264 189V188H263ZM33 195V194H32ZM190 195H193L191 198H190ZM151 196V195H150ZM205 196H207V199H204V197ZM188 198H190L191 200H189ZM159 199V200H160ZM165 199V200H164ZM21 201V200H20ZM87 201V202H86ZM86 201L84 202V207L85 206H87V203H88V199H86ZM158 201V202H157ZM21 205V204H20ZM157 206V207H158ZM164 206V207H163ZM166 206V207H165ZM15 207V206H14ZM260 207V208H259ZM19 208H21V207H19ZM147 209V210H146ZM161 209H159V211H160ZM161 210V211H162ZM22 211V210H21ZM25 211V210H24ZM157 211V210H156ZM148 212H149V210H148ZM158 212V211H157ZM146 214V213H145ZM21 216H23V215H21ZM36 217V216H35ZM34 217V219H32V218H30V219H32L30 222H32V223H34V221L35 220H37L38 218H35ZM19 217H18V221H17V223L15 222V224H11V221H10V224L8 223V222H2V220H0V255H3V254H6L7 256H10V257H12V259H14V258H16V256H15V251H17L18 250V248H19V250L20 249H22L21 248V246H24L27 242H28V240L30 241L31 239H33L34 237H37L36 235L34 236L33 234L32 235H30L29 233H27L26 231H25V229H24V224L21 222V221H19ZM21 219H23L22 217H21ZM23 220H26V218L25 219H23ZM114 221H115V219H113ZM154 220V221H155ZM257 220V221H258ZM12 221H14V220H12ZM2 222V223H1ZM116 223H117V221H115ZM115 222H114V225H115ZM13 223V222H12ZM111 223H113V222H111ZM120 223V222H119ZM152 223V222H151ZM150 223V224H151ZM260 223V222H259ZM258 223V224H259ZM142 224H144V223H142ZM94 225V224H93ZM93 225L92 224H90V229L91 228H93ZM113 225V226H114ZM133 225H135V224H133ZM139 225V224H138ZM153 225V224H152ZM157 225V224H156ZM179 225H182V227H180ZM11 226H13V227H11ZM137 226V225H136ZM135 226V227H136ZM139 226V227H140ZM178 226H179V228H178ZM105 227H108V226H104V229H105ZM149 229V230H148ZM108 230V229H107ZM146 230H148V232H150V233H148ZM251 230V231H250ZM126 231V230H125ZM105 232H108V231H105ZM147 232V233H146ZM12 234H15V235H13V237L14 236H16V237H14V238H12V239H14V242L12 243L10 240H11V236L10 235H12ZM124 234H128V233H124ZM123 234V235H124ZM103 235H106V234H103ZM99 236H102V234L100 235L99 234ZM127 235H124V237H126ZM130 236V235H129ZM128 236V237H129ZM104 237V236H103ZM103 237H101L100 239H102ZM110 237V236H109ZM112 237V236H111ZM110 237V238H111ZM118 237V236H117ZM123 237V236H122ZM123 237V238H124ZM99 237H97V239H98ZM105 238H107V237H105ZM105 238H103V242H104V239ZM127 238V237H126ZM126 238L124 239V240H126ZM135 237H133V239H134ZM111 239H113V238H111ZM99 240V239H98ZM98 240H96V241H98ZM106 240V239H105ZM107 240H109V238L107 239ZM114 240V239H113ZM120 240V239H119ZM121 240H122V238H121ZM102 241V240H101ZM100 241V242H101ZM239 241H240V243H239ZM99 242V241H98ZM124 242V241H123ZM133 242L131 243V245L133 246ZM169 244H170V246L172 245V246H175V248L174 249H176L177 250V254H173L172 252H175V251H172V252H170V249H169ZM255 244H257V243H255ZM259 244V243H258ZM257 244V245H258ZM130 245V246H131ZM148 245L150 246V245H152L153 247H152V249H150V248H148ZM251 245H249L248 247L250 248L251 247ZM254 245V244H253ZM131 246V247H132ZM171 246V247H172ZM256 246V245H255ZM96 247H98V245L97 246H95V248L94 249H96ZM241 247V248H242ZM247 247V248H248ZM87 249H88V247H86ZM85 248V249H86ZM93 248V247H92ZM101 248V247H100ZM134 248H132V249H134ZM148 248V249H147ZM173 248H171V249H173ZM248 248V249H249ZM256 250H255V249ZM251 249V248H250ZM253 249L255 250V251H253ZM18 250V251H19ZM258 250V246L257 247H254L253 246V248L251 249V252H249L252 256H253V254H252V251H253V253H255V254H258L259 252L257 251ZM97 251H102V249H98ZM250 251V250H249ZM85 252H87V251H85ZM91 252H94V251H92L91 250ZM91 252H88L89 254L91 253ZM126 252V251H125ZM133 253H134V251H132ZM248 253V251H245V253ZM258 252V253H257ZM248 253V254H249ZM89 254H87V256L89 255ZM93 253H91V255H92ZM96 254H98L97 252H96ZM127 253H125V255H126ZM138 253L136 252V254H134V255H137ZM138 254V255H139ZM153 254V255H154ZM247 254V255H248ZM94 255V254H93ZM92 255V256H93ZM99 255V254H98ZM137 255V256H138ZM139 255V256H140ZM85 256H86V254H85ZM90 256V255H89ZM88 256V257H89ZM155 256H157V255H155ZM160 256V255H159ZM158 256V257H159ZM249 256V255H248ZM161 257V256H160ZM247 257V256H246ZM82 258V257H81ZM144 258H147V259H145L144 260ZM165 258V260H168V259H166ZM240 258H241V256H240ZM264 258V257H263ZM141 259H143V260H141ZM155 259H156V257H155ZM248 259H249V257H248ZM259 259V258H258ZM76 260V259H75ZM87 260V259H86ZM242 260V259H241ZM264 260V259H263ZM77 261V260H76ZM80 261V260H79ZM164 261V260H163ZM169 261V260H168ZM174 261V260H173ZM74 262L75 261H73L72 259H69L68 260V264H74ZM81 262V261H80ZM84 262V261H83ZM151 262H152V260H151ZM170 262V261H169ZM249 262V261H248ZM248 262H243V263H247L248 264ZM264 262V261H263ZM76 263V262H75ZM142 263V262H141ZM164 263H165V261H164ZM143 264H144V262H143ZM154 264V263H153ZM206 264H208V263H206Z\"/></svg>",
  "mask_w": 264,
  "mask_h": 264
},
{
  "label": "clouds",
  "instance_id": "3",
  "mask_svg": "<svg viewBox=\"0 0 264 264\" xmlns=\"http://www.w3.org/2000/svg\"><path fill=\"white\" fill-rule=\"evenodd\" d=\"M242 2V0H240ZM226 12H227V6H217V11L214 13L213 17H211V21L213 24L217 26H223L226 23Z\"/></svg>",
  "mask_w": 264,
  "mask_h": 264
}]
</instances>
